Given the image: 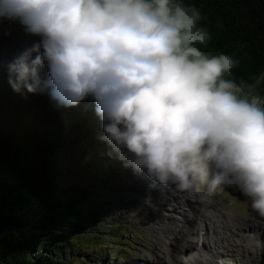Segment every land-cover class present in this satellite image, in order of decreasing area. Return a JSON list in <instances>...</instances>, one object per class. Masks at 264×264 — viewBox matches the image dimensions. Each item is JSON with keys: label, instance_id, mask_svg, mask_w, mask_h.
<instances>
[{"label": "clouds", "instance_id": "1", "mask_svg": "<svg viewBox=\"0 0 264 264\" xmlns=\"http://www.w3.org/2000/svg\"><path fill=\"white\" fill-rule=\"evenodd\" d=\"M204 19L187 0H0V23L39 37L8 83L65 106L91 98L109 155L150 189L228 187L264 217V72L226 78L240 61L202 50Z\"/></svg>", "mask_w": 264, "mask_h": 264}, {"label": "rangeland", "instance_id": "2", "mask_svg": "<svg viewBox=\"0 0 264 264\" xmlns=\"http://www.w3.org/2000/svg\"><path fill=\"white\" fill-rule=\"evenodd\" d=\"M38 40L39 37L27 34L18 22L0 23V137L5 140L0 151L13 161L18 157L16 149L22 148L27 152L26 159L39 164L44 156L49 155L48 146L51 145L58 153L71 187L81 189L87 184L95 185V193L103 203L100 205L101 219L106 221L105 227L109 226L115 240L108 243L102 241L95 249H91L90 264H192L193 258L189 256L191 251L177 249L173 243L169 245L165 238L167 236L159 234L158 228L164 224L174 228L177 224L183 236L187 235L185 242L199 246L210 236L206 233V224L204 227L200 219L192 220L193 213L187 209L188 206L181 207L183 201L176 203L173 196H170L171 201H166L169 206L166 213L167 216L172 213L174 217L165 218L167 221L159 220L155 193L163 196L165 188L150 189L146 177L135 174L132 169L124 167L119 159L109 155L108 145L99 138L103 134L102 122L91 98L76 106H65L54 101L47 92L17 93L12 89L8 83V64ZM60 124L65 127L62 135L59 133ZM198 192L202 200L206 199L212 205L205 207L199 201L194 202L202 206L205 214L209 209H217L220 215L216 213L213 217L227 224L255 225L259 228L258 232H264V217L251 208V200L242 192L228 187H221L210 194L203 190ZM149 195L151 199L146 202L145 198ZM189 199L196 200L197 197L193 195ZM172 203L177 207L176 212L172 211ZM184 216L190 220L186 221ZM174 218L177 219L176 223L172 221ZM188 225L193 226L194 231L184 234ZM214 225L217 230L226 229L221 224ZM232 232L231 237L240 242L235 247V255L232 252L216 255L203 251L208 258L205 262L224 264L225 259L226 264H264V236L256 238L254 233L242 227L234 228ZM180 235L177 233L178 237ZM159 239L160 242L163 239L167 241L160 245L157 244ZM83 242L87 240L84 238ZM76 248L66 251V254L74 255L72 258L77 260L83 256L77 253ZM211 248L214 250L215 246ZM217 249L226 251L222 244ZM106 251H116L119 257H108L104 254Z\"/></svg>", "mask_w": 264, "mask_h": 264}, {"label": "trees", "instance_id": "3", "mask_svg": "<svg viewBox=\"0 0 264 264\" xmlns=\"http://www.w3.org/2000/svg\"><path fill=\"white\" fill-rule=\"evenodd\" d=\"M187 2L201 9L202 23L211 32L202 50L209 56L227 53L240 61L226 78L250 79L264 72V0ZM64 129L61 126L59 133ZM3 141L1 136L0 148ZM48 148L49 155L39 164L26 159L22 148L16 149L13 161L0 151V264H90L91 249L115 240L101 219L103 203L95 185L71 187L58 153ZM75 247L83 256L77 260L74 253L66 254ZM104 254L119 257L116 251Z\"/></svg>", "mask_w": 264, "mask_h": 264}, {"label": "bare ground", "instance_id": "4", "mask_svg": "<svg viewBox=\"0 0 264 264\" xmlns=\"http://www.w3.org/2000/svg\"><path fill=\"white\" fill-rule=\"evenodd\" d=\"M34 43H35V41L33 42V44ZM168 188H165L163 196H160L158 194V192L155 193V199L154 200H155V203H156L157 217L159 218V220L160 221H164V220H166L165 218L171 219V218L174 217V215L172 213H170L169 216H167V213H166V210L169 207L166 201H171L170 196H173V198L175 199L176 203H181L183 201L181 203L182 205L180 204L181 207H184L185 205L188 206L187 209L193 213V216L191 218L192 220L195 221L197 219H200L201 222L204 224V227H205V224H206V227H205L206 228V233L210 235V236H208V238L206 240L203 241L202 245L192 246V245L187 244L185 242L187 240V238H186L187 235L185 237L183 236L182 230L181 229H177L178 228L177 224H176V227H174V228H172V226L169 225V224H164L160 228H158V233L159 234L163 233L164 235L167 236L165 238L168 239L169 245L171 243H173L176 246L177 249L186 248V249L191 251L189 256L193 258L194 262L192 264H212V261L211 262L210 261L205 262V260H207L208 258H206V256L204 255L203 251L204 252L205 251L206 252L210 251L211 253L216 254V255H224L225 252L226 253H228V252L231 253L232 252V254L234 256L235 255V251H236L235 247L238 246L239 243H240V242L238 243L234 238L231 237V236H233L232 235V233H233L232 231H233L234 228L238 229L240 227V229H241V227H242V229H244L245 231H250L251 233H254V236L256 238H263L262 236H264V232L263 233L261 231L258 232V230H259L258 226L249 225V224L248 225H243L242 224L241 226H239V223H237V222H236L237 226H234V225L225 223L224 221H222L219 218L213 217L216 213H218L217 209H214L213 211H210V209H209L208 212L204 209L206 211V214H205V212L202 211V209H203L202 206L200 207V205H198L197 203L194 204V202L199 201L198 203L201 204V205H204L205 207H208V205H210L211 203L206 202L205 201L206 199L202 200L200 198V194H199L198 191L179 192L174 187H173V189H171V186H170V189H168ZM195 193H197V195ZM193 195H195L197 197L196 200H192V199L190 200L189 199V197L193 196ZM184 201H186V202H184ZM174 205L175 204H173V206H172V211L176 212L177 210L175 211V209L177 207H175L176 205L175 206ZM210 206H212V205H210ZM211 213H213V214H211ZM184 217H185L186 221L190 220L188 216H184ZM151 219L153 221L154 217H152ZM176 220L177 219L174 218L172 220L173 223H176L175 222ZM225 221H227V220H225ZM215 223L221 224L222 227H225L228 230L220 228V230L223 232V235H222L220 230H217L216 226L214 225ZM231 223H233V222H231ZM193 231H194V227L191 226V225L190 226L188 225V226H186L184 234L185 233H192ZM177 233L181 234V235L178 237ZM166 241L167 240L163 239V241L160 242V239H159V243H157V244L161 245L163 243H166ZM221 244L223 245V248L226 251H221V249L219 251V249H217V247H219ZM213 246H215V248H213L214 250H212V248H211ZM207 248H211V249H207ZM216 250H218V251H216ZM252 256H255V254H253ZM223 263L226 264V260L225 259L223 260Z\"/></svg>", "mask_w": 264, "mask_h": 264}]
</instances>
